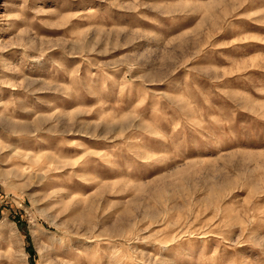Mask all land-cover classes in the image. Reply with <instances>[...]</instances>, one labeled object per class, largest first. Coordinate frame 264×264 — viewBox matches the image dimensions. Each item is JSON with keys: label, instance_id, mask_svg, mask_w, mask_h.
Instances as JSON below:
<instances>
[{"label": "rangeland", "instance_id": "rangeland-1", "mask_svg": "<svg viewBox=\"0 0 264 264\" xmlns=\"http://www.w3.org/2000/svg\"><path fill=\"white\" fill-rule=\"evenodd\" d=\"M0 116V264H264V0H0Z\"/></svg>", "mask_w": 264, "mask_h": 264}, {"label": "bare ground", "instance_id": "bare-ground-1", "mask_svg": "<svg viewBox=\"0 0 264 264\" xmlns=\"http://www.w3.org/2000/svg\"><path fill=\"white\" fill-rule=\"evenodd\" d=\"M5 114V113H4ZM10 120L8 119V117L7 116H0V125L2 126H10ZM12 126V125H11ZM6 128V127H5ZM39 159H36V161H33L34 163H38L37 161H38ZM37 231V230H36ZM33 233V232H32ZM39 234V233H38ZM36 236V235H35Z\"/></svg>", "mask_w": 264, "mask_h": 264}]
</instances>
